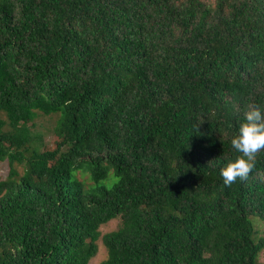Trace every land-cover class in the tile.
I'll use <instances>...</instances> for the list:
<instances>
[{
    "label": "trees",
    "instance_id": "1",
    "mask_svg": "<svg viewBox=\"0 0 264 264\" xmlns=\"http://www.w3.org/2000/svg\"><path fill=\"white\" fill-rule=\"evenodd\" d=\"M4 161L0 264H258L264 0H0Z\"/></svg>",
    "mask_w": 264,
    "mask_h": 264
},
{
    "label": "rangeland",
    "instance_id": "2",
    "mask_svg": "<svg viewBox=\"0 0 264 264\" xmlns=\"http://www.w3.org/2000/svg\"><path fill=\"white\" fill-rule=\"evenodd\" d=\"M55 120H56L55 116H51V117L39 116L34 122L35 124L34 128L30 127L31 130L42 134L43 136V146L41 147L42 150L54 147V143L57 140V138L53 135L52 132L53 131L52 129L55 126ZM18 169L19 171H21L20 168ZM8 171H9L8 163L6 161L0 162V181L6 179L8 175ZM90 184H91L90 181L85 180V185H90ZM256 219L257 220H253V227L257 233L256 236L264 237V222H261L258 218ZM119 223L120 220L115 219L107 222L106 224H103L99 229L101 236L104 235L105 233L114 231L119 226ZM97 246H98V252L96 256L90 260L89 264H100L107 257L106 249L101 242V238L97 241ZM257 263L264 264V250L259 254Z\"/></svg>",
    "mask_w": 264,
    "mask_h": 264
}]
</instances>
